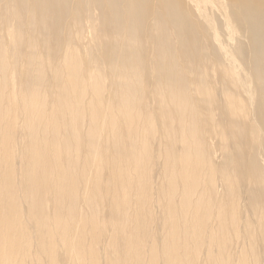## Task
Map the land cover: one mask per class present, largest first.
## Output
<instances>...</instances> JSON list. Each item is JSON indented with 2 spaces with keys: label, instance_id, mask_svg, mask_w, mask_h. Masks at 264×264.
Listing matches in <instances>:
<instances>
[{
  "label": "bare ground",
  "instance_id": "6f19581e",
  "mask_svg": "<svg viewBox=\"0 0 264 264\" xmlns=\"http://www.w3.org/2000/svg\"><path fill=\"white\" fill-rule=\"evenodd\" d=\"M24 257L264 264V0H0V264Z\"/></svg>",
  "mask_w": 264,
  "mask_h": 264
},
{
  "label": "rangeland",
  "instance_id": "374dc122",
  "mask_svg": "<svg viewBox=\"0 0 264 264\" xmlns=\"http://www.w3.org/2000/svg\"><path fill=\"white\" fill-rule=\"evenodd\" d=\"M70 10V9H69ZM75 27V23L73 22V19H71V18H67L66 20H64V22H63V27H62V29H61V36H62V40H61V42H59V44H62L63 43V41H64V37L67 35V34H70V35H73V36H76V35H78V31L74 28ZM84 28L86 29V31H87V35H86V38H88L89 36H90V30H89V26H88V24H86L85 22H84ZM83 37L85 38V36L83 35ZM64 52V51H63ZM62 52V53H63ZM61 53V54H62ZM60 54V55H61ZM59 253L62 255V251L59 249ZM20 255H21V253L20 252H16V257L17 258H19L20 257ZM96 256L97 257H99L100 259H102L101 257H100V253H97L96 254ZM260 259V258H259ZM258 259V260H259ZM24 260H25V262H28V260L24 257ZM29 263V262H28ZM30 264V263H29Z\"/></svg>",
  "mask_w": 264,
  "mask_h": 264
}]
</instances>
